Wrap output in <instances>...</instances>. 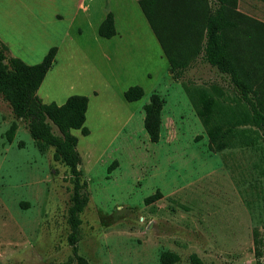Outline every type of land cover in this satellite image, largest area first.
Here are the masks:
<instances>
[{"label": "rangeland", "instance_id": "rangeland-1", "mask_svg": "<svg viewBox=\"0 0 264 264\" xmlns=\"http://www.w3.org/2000/svg\"><path fill=\"white\" fill-rule=\"evenodd\" d=\"M161 1L162 17L180 34L184 13L194 11L203 28L218 6L217 0ZM228 5L242 16V53L261 58L255 39L264 28V0ZM110 11L117 34L106 38L98 28ZM0 39L29 64L58 47L37 91L43 102L89 98L90 133L72 129L90 193L79 254L91 264H161L165 251L179 255L175 264H193L192 254L202 264H256L254 236L264 239V156L250 147L212 150L185 90L216 85L233 104L238 95L226 75L198 56L175 79L136 0H0ZM136 84L144 96L126 100L124 92ZM153 92L164 101L158 142L144 128ZM53 152L39 151L26 122L0 95V264H76L67 222L72 183ZM157 191L161 196L147 202Z\"/></svg>", "mask_w": 264, "mask_h": 264}, {"label": "trees", "instance_id": "trees-1", "mask_svg": "<svg viewBox=\"0 0 264 264\" xmlns=\"http://www.w3.org/2000/svg\"><path fill=\"white\" fill-rule=\"evenodd\" d=\"M137 1L168 59L169 69L175 79L181 78L200 56L202 61L227 76L238 95V100L231 104L224 100L223 93L216 85H185L209 138V147L217 152L232 147H250L262 153L263 157L264 28L255 39H261L263 52V56L257 58L255 54L242 53L243 46L247 45L238 35L241 27L237 18L242 19V16L235 10L231 11L229 0H217L218 6L207 14L203 28L197 26L194 11L184 13L182 17L187 22L182 34L174 32L175 25L167 23L162 17L163 12L159 9L161 0ZM246 31L254 35L252 30L246 28ZM98 33L106 38L117 34L113 12L107 13L99 25ZM57 50V46H52L42 61L29 64L11 55L8 46L0 39V95L10 104L16 117L26 122L39 151L44 153L53 148L54 159L68 168L72 183L67 214L72 260L76 264H91L78 251L81 215L90 201V193L80 167L78 138L72 133V129H79L84 135L90 133L85 125L89 98L83 94H73L63 104H58L55 101L43 102L37 94L47 72L55 63ZM144 94V88L137 84L124 92L128 101L139 100ZM163 105L164 101L157 92H153L144 104V128L152 142L160 139ZM17 128L18 124L13 122L6 131L8 141H13ZM160 196L161 192L157 191L148 196L146 201H154ZM254 244L256 264H264V239L255 234ZM179 259V255L172 251H165L160 257L161 264H175ZM191 260L193 264H202L196 254H192Z\"/></svg>", "mask_w": 264, "mask_h": 264}, {"label": "crops", "instance_id": "crops-1", "mask_svg": "<svg viewBox=\"0 0 264 264\" xmlns=\"http://www.w3.org/2000/svg\"><path fill=\"white\" fill-rule=\"evenodd\" d=\"M137 1V0H136ZM138 2V1H137ZM139 4V3H138ZM140 6V5H139ZM141 8V7H140ZM159 9L161 10V9H163V4L162 3H159ZM182 12L184 13V10H182ZM114 14V13H113ZM114 19H115V14H114ZM147 19V18H146ZM148 21V20H147ZM149 23V22H148ZM192 23H194V22H192ZM196 24H197V26L198 25H200L199 24V21L197 20L196 21ZM151 27V26H150ZM117 29V28H116ZM152 29V28H151ZM153 31V30H152ZM192 31H194V30H192ZM115 36V35H114ZM157 38V37H156Z\"/></svg>", "mask_w": 264, "mask_h": 264}]
</instances>
